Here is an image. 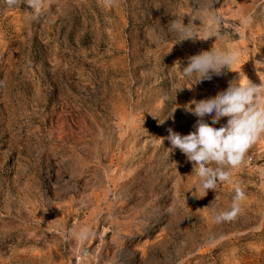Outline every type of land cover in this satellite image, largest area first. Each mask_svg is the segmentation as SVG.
<instances>
[{"label": "rangeland", "instance_id": "obj_1", "mask_svg": "<svg viewBox=\"0 0 264 264\" xmlns=\"http://www.w3.org/2000/svg\"><path fill=\"white\" fill-rule=\"evenodd\" d=\"M207 2L0 0V264H264V135L202 198L159 139L195 130L191 100L264 81V0H214L221 38L179 41L171 23ZM212 47L237 49L238 73L193 85L180 66Z\"/></svg>", "mask_w": 264, "mask_h": 264}, {"label": "clouds", "instance_id": "obj_2", "mask_svg": "<svg viewBox=\"0 0 264 264\" xmlns=\"http://www.w3.org/2000/svg\"><path fill=\"white\" fill-rule=\"evenodd\" d=\"M8 4L18 3L19 0H6ZM30 6L36 7L39 0H27ZM214 0H208L202 11L205 15L196 17L185 24L183 21H173L171 30L175 31L180 40L190 38L208 39L209 37L221 38L219 25L221 18L212 8ZM199 19L207 21L206 35L201 37L193 31ZM251 18L241 21L247 27ZM170 52V51H169ZM239 59V51L229 47H212L209 51L189 57L187 66H180L183 77L191 79L194 84L204 80H211L213 75L221 76L228 69L237 72L234 65ZM264 65V62L256 61ZM175 66V64L173 65ZM238 73V72H237ZM185 87L175 89L182 90ZM191 89V87L189 88ZM194 105V107H193ZM174 111L168 117H171ZM185 111L197 117L194 131L181 135L169 128L167 137H159L170 141L172 148L179 149L192 164V175L198 178L195 186L196 195L202 198L208 190L216 191L220 184L232 182V170L245 162L248 149L264 135V81L256 84L247 78L238 77L228 83V87L218 92L214 97L193 99L186 106ZM211 117V123L205 117ZM227 117V123L215 127L221 118ZM161 123L164 122L160 121ZM244 198V193L237 188L233 203L228 210L219 212L214 216L216 223L230 222L240 214L239 201ZM186 202V200H185Z\"/></svg>", "mask_w": 264, "mask_h": 264}]
</instances>
